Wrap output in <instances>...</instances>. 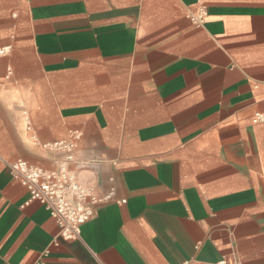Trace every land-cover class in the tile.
I'll return each instance as SVG.
<instances>
[{
  "label": "crops",
  "instance_id": "1",
  "mask_svg": "<svg viewBox=\"0 0 264 264\" xmlns=\"http://www.w3.org/2000/svg\"><path fill=\"white\" fill-rule=\"evenodd\" d=\"M0 50V264H264V0H0ZM74 130L63 238L6 163Z\"/></svg>",
  "mask_w": 264,
  "mask_h": 264
},
{
  "label": "built area",
  "instance_id": "2",
  "mask_svg": "<svg viewBox=\"0 0 264 264\" xmlns=\"http://www.w3.org/2000/svg\"><path fill=\"white\" fill-rule=\"evenodd\" d=\"M205 13L202 7L192 19L201 21ZM255 119L264 120V115H256ZM79 137L80 133L74 130L65 139L43 143V146L49 150L65 153L56 170L43 169L24 159L6 163L12 177L28 191L29 200H37L55 219L59 227V235L63 238L76 237L80 224L93 214V205L109 197V195H95L92 186L79 180L66 168L67 163L74 160L73 152ZM33 264H44V262L39 259ZM235 264L241 263L236 261Z\"/></svg>",
  "mask_w": 264,
  "mask_h": 264
}]
</instances>
